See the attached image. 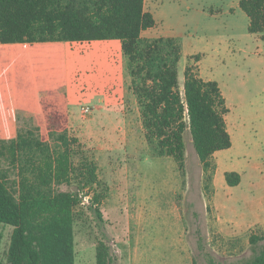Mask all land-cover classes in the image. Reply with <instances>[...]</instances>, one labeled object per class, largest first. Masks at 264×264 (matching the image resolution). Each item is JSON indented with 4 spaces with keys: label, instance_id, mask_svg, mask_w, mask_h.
I'll list each match as a JSON object with an SVG mask.
<instances>
[{
    "label": "rangeland",
    "instance_id": "1",
    "mask_svg": "<svg viewBox=\"0 0 264 264\" xmlns=\"http://www.w3.org/2000/svg\"><path fill=\"white\" fill-rule=\"evenodd\" d=\"M173 2L181 7L170 15L175 25L184 24L191 10L198 6L205 4L210 9L223 6L221 0ZM155 6L156 1L146 0V11H155ZM199 32L201 35L193 30L186 32L193 44L198 43L200 37L206 38L203 31ZM158 35L160 29L154 27L144 32L142 38L154 39ZM118 45L119 41L68 44V57L80 56L69 59L66 84L65 80L57 82V74L50 62L43 66L32 64L31 80L44 79L48 83L45 92L39 91L44 86L41 83L27 96L16 93L12 85L0 84V141L11 143L28 131L49 140L46 115L51 108L47 110L46 105L50 99L47 92L51 91L54 94L52 98L58 99V105L66 114L70 134L80 139L88 158L94 160L99 168L104 164L116 168L108 171L98 168L100 183L87 189L90 197L103 195L100 209L104 222H100L86 205L78 208L76 264H97L96 248L100 241L110 248L111 264H210V259L219 264L247 262L255 252L264 249V45L261 44L259 50H249L250 55L246 56L239 47L227 42L221 45L218 53L214 48L208 55L209 63L215 69L218 67L216 73L228 77L223 94L230 109L229 130L235 140L230 150L216 154L214 162L222 155L227 157L220 163L223 184L218 190L221 188L220 194L231 199L228 202L240 215L245 214L248 199L254 205L253 212L244 215L243 226L220 224V211L215 207V200L212 201L214 177L211 181L206 180L189 129L184 134L187 167L184 177L180 175L173 158L158 156L154 147L148 144L146 151L141 150L137 155L125 151L134 149L133 146L107 142L115 139L122 142L125 138L113 123L117 122L123 110L120 92L124 89L131 92L132 89L130 78L129 85H125L121 74V79L115 84L117 90L114 91V86L106 90L108 73L112 71L114 75L122 71L123 62L117 59L116 65V62L109 61L108 55L98 51L123 58L125 56H121ZM189 50L194 49L187 47L184 54L190 53ZM182 61L179 69L181 92L187 57L184 56ZM125 74L128 76L127 67ZM236 79L243 80L242 84L237 85ZM64 89L72 96L77 91L70 104ZM102 97L105 98L102 112L84 114L80 109L98 104ZM109 107L113 108L111 118L107 115ZM236 127L242 133L244 146ZM131 134L144 140L141 127L133 129ZM79 161L76 159L77 164ZM0 172L7 175L9 182L18 181V172L1 155ZM225 172L241 175L239 190L227 185ZM77 189L75 179L71 186L60 187L61 191ZM89 199L86 200L87 205ZM259 213L263 215L261 222L258 221ZM12 233L13 227L1 226L0 261L7 262ZM253 236L263 240L253 246Z\"/></svg>",
    "mask_w": 264,
    "mask_h": 264
},
{
    "label": "trees",
    "instance_id": "2",
    "mask_svg": "<svg viewBox=\"0 0 264 264\" xmlns=\"http://www.w3.org/2000/svg\"><path fill=\"white\" fill-rule=\"evenodd\" d=\"M145 2L0 0V44L120 41L147 144L158 156L173 158L184 177V134L189 129L206 180L211 181L217 169L214 155L233 146L226 121L230 109L219 83L201 77V55L189 57L180 91L181 41L142 38L156 26ZM239 6L249 18V33L264 39V0H240ZM25 71L16 68L17 82ZM48 100L49 140L28 131L11 143L0 141V155L18 172V181L13 183L0 172V229L2 225L13 227L7 262L0 264H76L78 208L86 205L104 222L103 195L90 197L87 190L100 183L98 166L88 158L80 139L70 134L58 99ZM74 179L76 191L60 190L71 186ZM225 180L235 187L241 183V175L226 172ZM262 240L253 236L251 244ZM96 262L111 264L110 248L104 241L97 245ZM210 264L219 263L210 259ZM243 264H264V249Z\"/></svg>",
    "mask_w": 264,
    "mask_h": 264
},
{
    "label": "crops",
    "instance_id": "3",
    "mask_svg": "<svg viewBox=\"0 0 264 264\" xmlns=\"http://www.w3.org/2000/svg\"><path fill=\"white\" fill-rule=\"evenodd\" d=\"M153 1H156V6L154 9L155 11L152 10L151 13L154 15V18L156 20L155 27H159L160 29V35H158L157 38L159 37L177 38V39H180L181 41L182 57L179 62L178 69H180V66L183 62L182 59L184 58V56L187 57V62H186V66H187L189 57L194 56V55H201L202 59L198 63L201 77L206 81L218 82L222 93L224 91L223 90L224 87L226 86L225 83L227 82L228 77H226L222 73L221 74L216 73V71L218 70V67L215 65L216 66V69H215L209 63L208 58L210 54L212 53L211 51H214L215 49H217L216 53H218L219 51L218 49H220L221 45L223 43L226 44L228 42V43H233L236 47H239L242 53H244V55L247 56V55H250V52L253 49L259 50L261 49V44L264 45V39L262 38L263 35H253L249 33L248 28H249L250 21H249L248 16L242 11V9L239 6L240 0H221L223 2V6L218 7L216 9H210L209 7H206L205 4L203 6H198V8H195L194 11L191 10V12L188 14V20L182 25H179V24L175 25L170 20L171 13L179 11V9H181V7L178 6L175 2H173V0H153ZM145 10H146V2H145ZM179 27H182L181 31L179 30ZM191 30L197 31L200 35L201 33L199 31L200 30L203 31L205 33L206 38L200 37V40L198 41V43L193 44L189 40L188 36L186 35V32L191 31ZM111 41H117V40H111ZM95 42H108V41H95ZM83 43L93 44V42H83ZM83 43L51 42V43H38V44H0V84L1 85H12L16 93L27 96L29 92L32 91L33 89L37 90V88L39 87V84L41 83L44 86H41L39 91L45 92L44 89H45V86H48V83L42 78L41 79L36 78L34 81L31 80L30 71L32 72V70L30 67L32 66V64H35V63L41 66L45 64L49 65V62L52 64V68H54V72L57 74L56 76L57 82L61 83L60 80H65L64 84H66V82L68 81V77H66L65 74L67 73V64L69 63V59H73L77 56H80V55H76L75 57L71 56V58H69L68 53H67V45L68 44H83ZM119 43H120V46L119 45L118 46L120 47V50H121V56H124L122 52L121 42L119 41ZM109 45H117V44H109ZM101 46H107V45H101ZM187 47L193 48L194 50L193 51L189 50L190 53L185 55L184 53ZM194 47H197V48H194ZM263 48L264 47H262V49ZM98 52L108 55L109 56L108 59H110L109 61L116 62L118 59L123 62L122 71L119 70L114 75L112 74V71L108 73L109 81L105 82V87L107 91L112 86H114V91L117 90L115 84L116 82H118L119 79H121V74L123 76V79H124L123 82L125 85L126 84L129 85V78H130V82L132 83V78L129 75V70H128V76L127 74H125V67H127L128 69L127 58L112 56L111 54H108L105 52H100V51ZM238 62L239 61H237V64ZM116 65H117V62H116ZM17 67H22L26 69L24 74L20 77L19 82H17L16 80V68ZM242 81H240V79H236L237 85L242 84ZM49 87H51V85H49ZM64 91L65 93L66 92L68 93V90L64 89ZM111 92L112 91H110V93ZM47 93L49 95V98H52L54 95L53 93H51V91ZM76 93L77 91H75L73 96L70 95V93L67 94V99H68L69 104L73 100V98L76 96ZM120 93L122 95L121 97L123 100V103H122L123 110L117 122L113 123V126L118 131L120 132L122 131L125 138L122 142L119 141L118 139L117 140L116 139L107 140V142L108 143L115 142V144H119V145L123 144L125 146H131V147L133 146L134 149L128 148V149H125V151H128L129 153L131 152L138 153L137 155H139V152L141 150L146 151L147 141L145 139V132L142 126V120H141L138 101L133 91L130 92L127 89L126 90L124 89ZM223 95L225 96V94ZM110 96L112 97V95ZM121 97H118V99H120ZM128 102L131 103L130 108H128ZM104 105H105V98L102 97L99 100L98 104H95L93 106H82L80 109H82L83 107H91L93 111L90 114H93L97 111L102 112L105 109ZM112 109H113L112 107H109L108 113L106 112L109 118H111L110 113H112ZM229 115H230V112L226 117L228 131L231 135L232 141L235 142L232 136V133L229 130V125H228ZM136 127H141L143 131V135H144V140H139L135 138L134 136H132L131 134L132 130L135 129ZM236 129L238 131V136L240 140L243 142L242 144L244 146L245 142L242 139V133L237 127ZM234 145L235 144L233 143L232 147H234ZM138 146L141 147L139 148L140 150L137 149ZM216 154L214 155V160H216L217 158ZM226 158H227L226 156L222 155L220 157V160L215 162L217 169L214 175L215 184H214V193L212 196V201L215 200V207H217V211H220V217H219V220L221 222L220 224L226 223V224H231V225L235 224L236 226H239V225L243 226L244 215L245 214L249 215L250 213H252L254 209V205L250 203L248 199V207L244 209L246 212L245 214L242 213L240 215L238 213V210L235 209L232 206V204L228 202V200H231V199H229L228 196H225L224 194H223L224 196L220 194L221 188H220V191L218 190V188L221 187V185L223 184V176L220 171V166H221L220 163L222 160H225ZM102 167L107 171L110 169L112 170L116 169L113 167H108L105 164L104 166H100V168ZM99 169H98V176H99ZM239 185L235 186V188L238 187V190H239ZM223 189L226 190L224 187ZM262 216H263L262 213H259L258 221L260 222L262 221L261 220Z\"/></svg>",
    "mask_w": 264,
    "mask_h": 264
},
{
    "label": "built area",
    "instance_id": "4",
    "mask_svg": "<svg viewBox=\"0 0 264 264\" xmlns=\"http://www.w3.org/2000/svg\"><path fill=\"white\" fill-rule=\"evenodd\" d=\"M93 111V109L91 107H83L82 108V112L84 114H90Z\"/></svg>",
    "mask_w": 264,
    "mask_h": 264
}]
</instances>
